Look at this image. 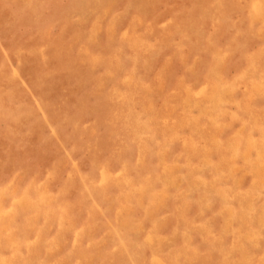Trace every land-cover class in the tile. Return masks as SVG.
I'll return each mask as SVG.
<instances>
[{"label": "rangeland", "instance_id": "rangeland-1", "mask_svg": "<svg viewBox=\"0 0 264 264\" xmlns=\"http://www.w3.org/2000/svg\"><path fill=\"white\" fill-rule=\"evenodd\" d=\"M0 264H264V0H0Z\"/></svg>", "mask_w": 264, "mask_h": 264}]
</instances>
